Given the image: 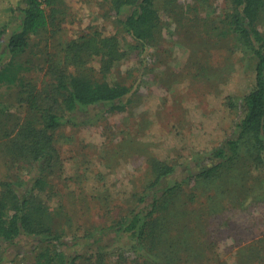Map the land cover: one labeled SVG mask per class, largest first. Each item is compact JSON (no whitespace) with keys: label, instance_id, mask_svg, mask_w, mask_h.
<instances>
[{"label":"rangeland","instance_id":"rangeland-1","mask_svg":"<svg viewBox=\"0 0 264 264\" xmlns=\"http://www.w3.org/2000/svg\"><path fill=\"white\" fill-rule=\"evenodd\" d=\"M64 2L55 25L33 36L20 57L30 68L26 77L34 87L33 97L41 101L40 93L53 91L52 64L68 75L81 73L110 84L132 85L136 92L125 111L94 107L88 112L91 122L78 127L64 124L55 134L60 166L47 175L49 185L39 198L54 210L55 230L74 242L116 225L135 209L155 179V162L176 167L182 178L201 157L226 144L242 116L239 104L255 85L256 61L237 48L224 25L231 0H179L157 4L161 33L150 46L144 77L140 78L138 54L115 73L104 75L97 61H85L83 67L72 63L67 49L94 31L105 36L121 31L110 0ZM259 30L264 35V12ZM16 93L14 89L1 94L8 106L3 124L11 137L29 112ZM229 98L238 105L228 107ZM60 113L68 115L64 107ZM11 161L1 148L0 180L21 181L30 166ZM236 165L235 171L225 170L210 187L186 186L178 211L166 213L183 215L169 220L175 226L173 233L182 235L184 227L197 230L200 241L190 242L189 255L201 251L199 256L205 257L192 264H264V170L249 162ZM211 197L217 205L207 200ZM117 245L114 242L113 247ZM39 252L6 258L1 264H37ZM114 260L107 256L103 264ZM96 263L88 255L77 264Z\"/></svg>","mask_w":264,"mask_h":264},{"label":"trees","instance_id":"trees-1","mask_svg":"<svg viewBox=\"0 0 264 264\" xmlns=\"http://www.w3.org/2000/svg\"><path fill=\"white\" fill-rule=\"evenodd\" d=\"M64 1L0 0V149L11 162L24 161L31 169L21 181L0 180V264L6 258L36 249L41 251L37 264H77L88 255L96 258V264H103L107 256L115 257L112 264H192L197 257H205L199 256L201 251L189 255L190 242L200 241L197 230L184 227L182 235L173 233L175 226L169 220L183 215H166L178 211L186 186L210 187L225 170L235 171L238 163L249 162L251 167L264 170V35L259 30L264 0H231V12L223 21L237 48L256 61L255 85L239 104L242 116L235 124L233 137L201 157L196 168L182 178L177 177L176 167L155 162V179L135 209L116 225L95 230L74 242H67L55 230L54 210L39 198L49 185L47 175L60 166L55 134L64 124L78 127L91 122L88 112L94 107H105L106 112L125 111L136 92L132 85L110 84L81 73L68 75L52 64L49 70L56 76L53 91L40 93L41 101L33 97L34 87L26 77L30 68L20 57L29 49L33 36L55 25L57 16L63 13ZM177 1L110 0L121 31L112 36L94 31L72 41L68 58L80 67L87 61H97L100 72L110 75L138 54L142 63L140 78L144 77L150 46L161 33L157 4ZM14 89L17 100L28 104L29 112L16 136L11 137L3 124L8 106L1 94L7 90L9 95ZM237 105L234 98H229L228 107ZM63 107L68 112L66 116L60 113ZM207 200L211 205L218 204L213 197ZM114 242H118L117 249Z\"/></svg>","mask_w":264,"mask_h":264}]
</instances>
